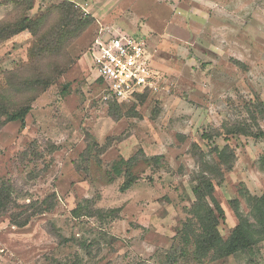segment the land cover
Masks as SVG:
<instances>
[{"label":"rangeland","instance_id":"374dc122","mask_svg":"<svg viewBox=\"0 0 264 264\" xmlns=\"http://www.w3.org/2000/svg\"><path fill=\"white\" fill-rule=\"evenodd\" d=\"M65 2L76 31L56 9ZM16 25L28 28L6 36ZM118 30L146 38L161 93L104 100L87 52ZM60 32L62 50L31 64L35 43ZM60 67L46 90L21 87L33 69ZM3 90L12 106L34 100L23 123L0 128V189L13 202L0 211V264H264V241L216 259L191 235L205 167L224 169L208 172L223 241L238 224L232 202L247 215L246 193H264V0H0Z\"/></svg>","mask_w":264,"mask_h":264},{"label":"trees","instance_id":"16d2710c","mask_svg":"<svg viewBox=\"0 0 264 264\" xmlns=\"http://www.w3.org/2000/svg\"><path fill=\"white\" fill-rule=\"evenodd\" d=\"M56 9H66V15L63 19V21L66 22V26H71L74 31L81 28L82 24L79 22L78 9L74 7L73 3H62V5H59ZM13 28L10 32H6V36L8 35L9 37L16 35L24 30H27L28 27L26 25H16ZM71 28L69 30H71ZM69 30L68 32L70 33ZM1 31L4 32V30ZM62 35L63 32H60L59 36H56L59 39L50 43L41 42L36 44V42L33 49H31V57H33L31 64H33L34 61L36 62L37 60L40 61L43 59L45 52L61 51L62 47L60 42ZM57 69L59 70H55V72L51 73L50 76L43 73L40 69H33L34 72L31 76L23 77L24 79L20 80L21 87L23 86L28 90H39V92H42L53 84L55 79L60 74V70H63L61 67ZM10 94L11 91L9 90L0 91V128L10 122L19 121L23 123L26 115L30 111V102L34 100L32 98L28 100L24 99V101L18 106H12L8 104ZM107 103L117 104L113 99H109V101L107 100ZM258 110L262 119H264V105L260 104L258 106ZM220 156L221 158L224 156L225 158H229L222 165L225 166V169H230L229 163L230 160L234 158L233 152L231 150H227L225 152L223 151ZM220 167L221 166L210 165L205 167V170L199 173L196 181L197 184L193 188V194L196 200L191 208V212L199 224V232L193 231L191 234L197 252H202V257H206L211 250H214V252L217 253L216 259H221L242 251L250 250L252 247L264 241V193L259 197L251 196L246 193V203L249 207V213L247 215H244L239 211L238 202L234 200L232 202V207L235 216L238 219V224L232 230L226 241H223L219 235L217 227L220 218L223 217V213L213 196V179L209 178L208 172L209 174L213 173L214 175L221 177L224 169H221ZM129 186L130 182H127L123 185L122 190L127 189ZM11 204H13V202L9 191L3 192V190L0 189V211L7 212L10 209L9 207ZM27 222L28 219H24V222L18 224L20 226H25ZM185 241L189 242L187 237H185Z\"/></svg>","mask_w":264,"mask_h":264},{"label":"built area","instance_id":"2783aa9c","mask_svg":"<svg viewBox=\"0 0 264 264\" xmlns=\"http://www.w3.org/2000/svg\"><path fill=\"white\" fill-rule=\"evenodd\" d=\"M106 37V38H105ZM91 74L104 90V100L132 101L155 96L166 78L154 64L144 36L118 30L94 39L88 49Z\"/></svg>","mask_w":264,"mask_h":264}]
</instances>
